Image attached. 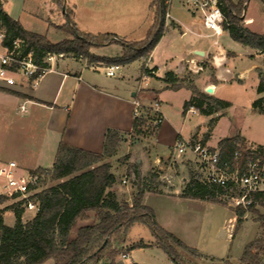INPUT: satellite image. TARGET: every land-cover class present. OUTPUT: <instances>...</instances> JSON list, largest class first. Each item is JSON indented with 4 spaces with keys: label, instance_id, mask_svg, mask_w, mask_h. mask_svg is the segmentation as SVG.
Instances as JSON below:
<instances>
[{
    "label": "crops",
    "instance_id": "1",
    "mask_svg": "<svg viewBox=\"0 0 264 264\" xmlns=\"http://www.w3.org/2000/svg\"><path fill=\"white\" fill-rule=\"evenodd\" d=\"M88 1V5L92 7H94L93 4L99 2V0ZM171 3L172 0H170L169 5V19L165 21L166 32L155 46L144 66L155 70L154 75L144 82L141 70L142 61H135L134 63H138L139 65L138 83L135 88H131L126 81L129 76L128 67L131 64L119 66L118 71H122L121 74L115 73L113 77H107L103 70L104 66L86 64L82 59H65L66 56L58 58L52 65L51 70L43 75L35 85L18 73L9 72L4 78H0V160L4 162L13 161L18 168H24L27 171L35 169L49 170L60 143L85 152L100 154L107 130L117 132L121 138V142L119 143L120 149L117 150L114 157H111L110 160H113L115 156L117 157L121 153V150L123 151V155H129L130 148L127 146L128 142L123 143L122 140L126 141L129 137L136 136L132 132L133 121L136 118L135 113L143 112L146 109L152 110L156 107L162 116L163 124L165 120L164 108H166V105H169V101L165 98V95L170 91L177 92L184 89L179 87L171 88L164 81L167 73H171L179 81L178 85L183 83L182 80L185 79L186 75L192 76L194 86L197 82H202L204 86L206 84L226 85L229 78L233 75L236 76L238 80L237 84L240 85L244 84L246 80L254 78L259 82V70L264 66L263 55H258L260 54L258 51H256L258 53L256 55L255 51L242 46L244 54L240 55L236 53L233 50L235 42L229 38L226 32H223L216 46L211 44L209 38L197 37L195 32L199 27L191 19L185 7L180 3V0H176V4L173 7H171ZM149 8L151 13L150 28L153 21V10L150 7V0ZM182 9L186 15L181 13ZM3 10L5 11L4 4ZM170 10H172V13ZM5 13L11 19L19 22L25 31L43 36L48 41L46 35L28 31L19 16H14L6 11ZM249 23L250 19L246 18V14H244L243 24L252 32L248 28ZM49 26L53 27L51 24ZM74 26L81 33L91 35L112 34L117 39L126 41L117 37L115 33H91L80 30L76 27V24ZM56 27L58 26L55 25L54 28ZM201 31L203 35H207L205 30ZM252 33L257 34L255 32ZM257 35L264 36L262 34ZM129 41L131 42V40ZM129 41L127 40L126 42ZM2 53L3 50L0 45V55ZM120 54L121 48L117 55L102 58H116ZM240 57L249 59V66L243 69L236 67L235 61ZM209 69L213 71L212 82H206L208 80L207 72ZM5 79H10L12 82L8 84ZM150 80H156V83L148 88ZM195 81L197 82L195 83ZM196 89L200 92V89L197 87ZM136 103L140 105L139 109H136ZM21 106L24 107V112L20 111ZM162 124L156 130L153 139L158 137ZM180 132L181 130L176 132L175 141L177 138H180L181 141L189 142V136L183 137ZM239 136L247 141L244 136ZM137 137L139 138V136ZM256 145L264 148L261 144ZM187 159L191 160V157L188 155ZM140 161V159H137V163ZM47 162L50 163V166L48 168L43 167L42 164ZM111 173L114 175L113 172ZM181 179L183 181L182 187L175 189L173 192L144 193L142 205L152 210L156 223L164 231L173 235L186 247L196 251L200 255L199 258H193L182 253L183 259L190 261L192 264H230L229 261L231 259L228 256L221 257L223 256L221 254L224 252V245L230 241L232 242L234 235L247 221V214L243 217L244 221L242 225L235 231L237 217L235 210L231 206L180 198L179 195L186 183L185 177H181ZM121 189L118 183L112 189L118 202L120 193H122ZM134 195L135 193L133 194V191H131L125 202L131 204ZM148 197L171 198L185 203L189 207H193L190 205L205 203L228 209L231 217H229L227 222H222L221 226L222 230H225L224 239L220 240L218 247L212 246L211 241H208L209 236H206L207 240L203 246L199 243H188L184 237V234L190 232L192 229L188 217L172 212L165 214L162 219L158 215V210L146 203ZM90 214H88V220H77L74 223L70 239L75 237L78 229L93 225V216H90ZM253 223L256 222L253 220ZM4 224L6 225L5 222ZM13 224L14 218L12 225L6 226L12 227ZM256 224L258 225V223ZM228 225L230 226L229 229H227ZM133 227L128 231H131ZM149 235V238L146 240L136 239L133 241H130L125 236L123 241L118 243V246L122 250L113 264H142L137 254L139 252L143 253V255L150 253L147 254L150 259L145 260V262H150L151 264H168L167 262H169L174 264L164 251L156 245L154 237L151 234ZM258 235L259 232L254 240ZM138 244L147 247L134 248ZM114 247L116 248V244ZM122 254H125L126 257L123 258ZM240 257L237 263L234 264H239ZM107 263V260H102L98 264ZM43 264L54 263L52 260H48Z\"/></svg>",
    "mask_w": 264,
    "mask_h": 264
},
{
    "label": "trees",
    "instance_id": "2",
    "mask_svg": "<svg viewBox=\"0 0 264 264\" xmlns=\"http://www.w3.org/2000/svg\"><path fill=\"white\" fill-rule=\"evenodd\" d=\"M52 1L59 7L64 4V0ZM167 1L150 0L153 21L142 41L126 42L112 34L81 33L70 20L73 12L64 10L68 21L56 29L66 38L57 44H51L43 36L25 31L19 22L11 19L3 10V3L0 0V35L2 36L0 45L2 48H7L12 40L23 41L26 49L32 51L33 61L40 66H44L41 62L44 54L52 53L57 56L85 59L88 64L104 65V67L124 66L140 60L142 72L148 74L144 67L145 63L166 32L164 14ZM247 1L240 0L238 4H233L231 0H220L223 5V31L233 42L244 48L258 51L264 56V36L250 32L243 24ZM114 43L121 48V54L116 58L96 57L89 53L91 48ZM164 81L171 88H176L179 83L171 73L165 75ZM195 93L198 96L197 100L190 98L185 102L182 114H185L189 107L194 106L204 116H210L217 110H224L230 106L225 101L199 92ZM256 93L258 98L253 101L252 110L264 115L262 77L259 78ZM144 125L145 121L135 118L132 132L136 136H144L142 132ZM153 134L155 131L150 132V135ZM120 142L121 138L117 132L107 130L100 154L71 148L63 143L58 145L51 168L39 169L47 175L45 183L50 181L54 185L46 187L37 195L39 209L36 215L23 223L21 208L8 206L0 210V264H43L48 260H52L54 264H98L102 260H107V264H113L121 252L114 245L123 241L128 230L134 225L147 228L154 237L156 245L174 264H192L183 259L182 253L193 258L200 257L196 251L186 247L173 235L164 231L156 223L152 210L142 205L144 193H161L150 183L137 185V192L131 204L117 201L112 192L117 179L110 172V166L105 161L116 154ZM245 147L243 140L238 136L220 140L217 146L220 160L230 162L236 150H240L242 158L245 157ZM257 148L264 153V148L260 146ZM132 173L136 180L140 178L137 167ZM222 194L221 189L200 182L193 174L184 184L179 197L224 204L221 200ZM251 200L244 209L237 207L235 210L237 217L235 231L242 225L246 212L256 216V222L264 221V217L260 216L256 209L257 207L264 209V195L254 194ZM8 210L12 212L14 218L12 227L6 226L3 220V215ZM90 213L93 215V225L78 229L75 237L70 239L74 223L77 220H88ZM146 247L142 244L134 246V248ZM263 254L264 228L255 240L244 247L239 264H262Z\"/></svg>",
    "mask_w": 264,
    "mask_h": 264
},
{
    "label": "rangeland",
    "instance_id": "3",
    "mask_svg": "<svg viewBox=\"0 0 264 264\" xmlns=\"http://www.w3.org/2000/svg\"><path fill=\"white\" fill-rule=\"evenodd\" d=\"M2 2L5 11L14 16H19L28 31L46 35L51 44H56L66 38L54 28L55 25L63 26L68 21L62 10L74 12L70 20L80 30L91 33L111 32L115 33L120 39L131 40V42L145 38L151 21L149 0H99V2L93 4L94 7L88 5V0H64V4L61 7L52 0H2ZM231 2L238 4L240 0H231ZM175 4L176 0H172L171 7L175 6ZM170 12L172 13V10ZM181 13L186 15L183 9ZM244 14H246V18L250 19L248 28L252 32L264 35V0H248L245 4ZM49 24L53 25V27H50ZM233 46V50L236 53L244 54V48L239 44L234 43ZM119 50L120 46L114 43L91 48L89 53L98 57H113L118 54ZM255 54L257 55L258 53L255 51ZM68 58L77 59L73 56H66L65 59ZM82 60L88 64L85 59ZM235 63L236 67L243 69L249 66V59L240 57ZM128 72V79L125 80L131 88H135L139 76L138 63H131V66L128 67ZM259 72V78L262 77L264 80V66ZM121 73L122 71L116 72L118 75ZM207 77L208 80L206 82H212V69L208 70ZM192 79V76L186 75L185 79L182 80L183 83L177 85V87L184 89L177 92L170 91L165 95L169 105L164 108L165 120L158 137L153 139L154 134L150 135V131H146L144 136H139V138L132 136L126 141L122 140L123 143L128 142L129 155H123L121 150V153L117 157L115 156L113 160L105 161L109 164L110 172L114 173L117 183L122 188V193H120L118 199L120 203L125 202L131 191H133V194L137 192V185L142 186V184L147 182L160 192L170 193L182 187L183 181L181 177H185L187 182L191 175L197 176L194 162L187 159L188 155L178 156L174 152L176 143L181 141L180 138L175 141L176 132L180 130L183 137L189 136L190 143H200L208 148L217 147L220 140L231 136H238L242 139L239 135L247 139V141L242 139L246 146L259 147L256 144L264 146V115L252 110V103L258 98L256 93L258 81L255 78L246 80L242 85L237 84L238 80L235 75L229 78L226 85L206 84L204 86L202 82L195 81V83L197 82L195 86L200 89V92L194 86V80ZM155 83L156 80H150V86L147 87L150 88ZM194 91L225 101L230 106L224 110H217L210 116H204L194 106L191 107L196 111L197 115L187 114V111L182 114L185 101H189L190 98L197 100L198 96ZM189 109L190 107L187 110ZM248 143L249 145H247ZM118 149H120V144L117 147ZM137 159L141 161L137 163ZM42 165L48 168L50 163L47 162ZM136 167L140 173L138 180L134 178L132 173ZM18 169L20 172L27 171L24 168ZM123 179L125 180L124 184L122 183ZM52 185L54 183L48 181L46 187L48 188ZM146 203L157 209L158 215L162 219L165 214L172 212L188 217L192 229L190 232H186L184 237L188 243H199L202 246L206 243V236H209L208 241H211L212 246L218 247L220 240L225 237V230L221 228L222 222H227L229 217H231L228 209L212 204L199 203L189 207V205L187 206L185 203L175 199L160 197H148ZM224 204L231 206L234 210L237 209L229 200H225ZM256 209L258 214L264 217V209L260 207ZM9 210L4 213L6 225H12L13 223L12 210ZM246 214L248 216L247 221L234 235L232 242L230 241L224 245V252L221 254L223 255L221 257L228 256L231 259L229 261L230 264L237 263L244 246L253 241L258 232L260 234L264 228V221L259 220L256 222V216L248 212L244 215ZM90 216L93 215L90 214ZM30 219V215L24 214L21 221L26 223ZM253 220L258 223L259 227L256 223H253ZM229 228L230 226L228 225L227 229ZM149 234H151L150 231L144 226L134 225L126 236L130 241L136 239L146 240L149 238ZM116 249L122 250L118 244H116ZM137 254L142 264H151L150 262H145V260L150 259L149 255H147L150 253L143 255V253L139 252Z\"/></svg>",
    "mask_w": 264,
    "mask_h": 264
},
{
    "label": "built area",
    "instance_id": "4",
    "mask_svg": "<svg viewBox=\"0 0 264 264\" xmlns=\"http://www.w3.org/2000/svg\"><path fill=\"white\" fill-rule=\"evenodd\" d=\"M191 19L198 25L195 35L199 38H209L211 44L216 46L218 39L223 35L224 17L220 0H180ZM170 0L164 14V20L169 19ZM205 30L207 35H203ZM2 36L0 35V42ZM0 55L1 67L0 78L9 73H18L35 85L36 82L52 68L54 62L62 56L45 53L40 66L33 61L32 51L27 50L21 40H12L10 46L2 48ZM145 69L148 74L142 73L145 82L154 75L153 69ZM107 77H113L119 70V66L103 67ZM8 84L12 81L5 79ZM136 109L140 105L135 104ZM24 112V107H20ZM195 115L192 107L187 114ZM136 118L145 121L142 132H153L162 124V116L154 107L143 112H136ZM149 132V133H150ZM246 156L241 157L240 150H236L229 161H221L219 149L208 148L200 143L179 141L176 143L174 152L178 156L189 155L196 167V178L209 186H214L223 191L221 200H229L234 207L245 208L251 203L254 194L264 195V153L257 147H245ZM47 175L39 169L20 172L13 161L0 160V209L14 206L23 210L33 218L39 209L37 195L46 188ZM122 183H125L123 180ZM123 258L125 254L121 255ZM264 264V254L263 262Z\"/></svg>",
    "mask_w": 264,
    "mask_h": 264
},
{
    "label": "water",
    "instance_id": "5",
    "mask_svg": "<svg viewBox=\"0 0 264 264\" xmlns=\"http://www.w3.org/2000/svg\"><path fill=\"white\" fill-rule=\"evenodd\" d=\"M62 11H64V10H62Z\"/></svg>",
    "mask_w": 264,
    "mask_h": 264
}]
</instances>
